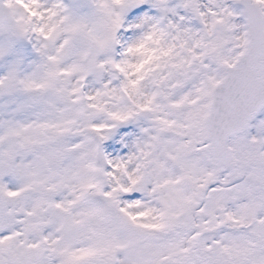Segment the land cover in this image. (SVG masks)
I'll use <instances>...</instances> for the list:
<instances>
[{"label": "snow or ice", "instance_id": "snow-or-ice-1", "mask_svg": "<svg viewBox=\"0 0 264 264\" xmlns=\"http://www.w3.org/2000/svg\"><path fill=\"white\" fill-rule=\"evenodd\" d=\"M0 264H264V0H0Z\"/></svg>", "mask_w": 264, "mask_h": 264}]
</instances>
